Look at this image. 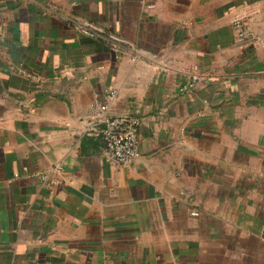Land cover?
<instances>
[{
    "label": "crops",
    "instance_id": "0c3cea01",
    "mask_svg": "<svg viewBox=\"0 0 264 264\" xmlns=\"http://www.w3.org/2000/svg\"><path fill=\"white\" fill-rule=\"evenodd\" d=\"M0 264H264V0H0Z\"/></svg>",
    "mask_w": 264,
    "mask_h": 264
},
{
    "label": "built area",
    "instance_id": "2783aa9c",
    "mask_svg": "<svg viewBox=\"0 0 264 264\" xmlns=\"http://www.w3.org/2000/svg\"><path fill=\"white\" fill-rule=\"evenodd\" d=\"M79 31L91 38L101 35L99 29L89 26H77ZM244 36V33L241 34ZM198 71V67H195ZM199 77L194 76L192 83L181 88L182 92L189 91L195 86ZM118 98L116 89H112L105 103H96L93 108L95 120L90 132L102 137L105 143V159L113 166H128L137 157L139 152L138 128L140 122L127 115H112V105Z\"/></svg>",
    "mask_w": 264,
    "mask_h": 264
}]
</instances>
